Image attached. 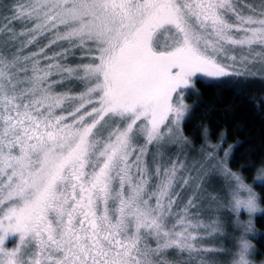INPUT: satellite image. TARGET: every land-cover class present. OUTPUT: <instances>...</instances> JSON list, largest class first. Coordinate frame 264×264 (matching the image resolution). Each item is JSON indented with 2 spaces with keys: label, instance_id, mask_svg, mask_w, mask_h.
<instances>
[{
  "label": "snow or ice",
  "instance_id": "obj_1",
  "mask_svg": "<svg viewBox=\"0 0 264 264\" xmlns=\"http://www.w3.org/2000/svg\"><path fill=\"white\" fill-rule=\"evenodd\" d=\"M198 76L237 94L264 79V0H12L0 13V264L216 252L198 243L220 229L199 219V169L179 154ZM9 233L21 234L11 250Z\"/></svg>",
  "mask_w": 264,
  "mask_h": 264
},
{
  "label": "trees",
  "instance_id": "obj_2",
  "mask_svg": "<svg viewBox=\"0 0 264 264\" xmlns=\"http://www.w3.org/2000/svg\"><path fill=\"white\" fill-rule=\"evenodd\" d=\"M11 3L12 0H4L2 8ZM188 91L186 101L190 104V111L183 123L188 141L186 146L195 151L202 149L206 142L213 145L222 143V150L229 153V171L238 170L253 182L256 169L264 165V79L250 78L244 93L237 94L230 88L214 86L207 79L198 77L194 88ZM213 188L221 193L224 191L221 190V180ZM256 188L264 193V184H257ZM205 215L204 220L207 217L210 221H218L216 224L220 231L199 243L217 251L200 253L189 261L187 253L177 254L169 250L166 254L168 260L174 264H195L199 259L207 264H227L233 246L232 215L224 207L220 212L209 210ZM255 228L258 235L250 238L255 240L256 259H260L264 257V214L256 216Z\"/></svg>",
  "mask_w": 264,
  "mask_h": 264
},
{
  "label": "clouds",
  "instance_id": "obj_3",
  "mask_svg": "<svg viewBox=\"0 0 264 264\" xmlns=\"http://www.w3.org/2000/svg\"><path fill=\"white\" fill-rule=\"evenodd\" d=\"M228 175L226 207L232 215L233 246L227 264H264V257L256 259L257 247L250 237L258 235L255 228V218L264 214V193L257 190V184H264V165L259 166L253 176V182L240 173L232 170ZM246 215L241 217V212Z\"/></svg>",
  "mask_w": 264,
  "mask_h": 264
},
{
  "label": "rangeland",
  "instance_id": "obj_4",
  "mask_svg": "<svg viewBox=\"0 0 264 264\" xmlns=\"http://www.w3.org/2000/svg\"><path fill=\"white\" fill-rule=\"evenodd\" d=\"M2 3L4 4V0H0V13H4L3 10L6 9L7 6L9 5V4H5L6 7L4 6V9H3ZM188 90H186V93L189 92ZM186 93L184 97V103L188 105V111L185 115V119L188 116L189 111H190V104L186 101ZM218 144L220 145V151L218 153L219 157L221 159H227L224 157V152L226 151L222 150V145H221L222 143H218ZM186 145L187 143L184 145L183 149L180 150L179 152L181 159H183L185 155L187 156L186 164L189 167V169L193 172L194 175L196 174V169H199L198 179L201 181V188H200L198 200H199L200 212L203 213V214L201 213L199 219L202 220L204 224L206 225L213 224L214 222L217 223L218 221L216 219H213L210 221L207 217H205V220H204L203 217L206 216L205 213L209 212V210L214 213L220 212L223 209L222 206L227 204L228 189L230 187L229 177L225 175L223 171L219 169L218 165L214 166L213 161H207L205 159V153L211 150L210 148H208V145H213V144L206 142L204 143L202 149L201 148L196 149L195 151L193 149L189 150V146H186ZM177 151L178 150L176 146H173L167 149V154L175 158ZM193 165H195L194 168H193ZM201 165H203V167H201ZM220 180H221V190L222 191L224 190L222 193L221 191H217L216 189L213 188L214 185L218 184ZM188 195H189V191L185 190L181 194V200L182 201L186 200L188 198ZM179 206L180 205L178 203L177 207ZM245 215L246 214L242 211L241 217L244 218ZM200 233L205 234V230L200 229ZM20 235H21L20 233H9L4 241L3 247L9 250L15 248L19 243ZM204 245L206 244L204 243ZM205 247H209V246H205Z\"/></svg>",
  "mask_w": 264,
  "mask_h": 264
}]
</instances>
